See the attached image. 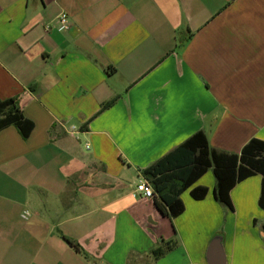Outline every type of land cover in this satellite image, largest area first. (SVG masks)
<instances>
[{"label":"crops","instance_id":"0c3cea01","mask_svg":"<svg viewBox=\"0 0 264 264\" xmlns=\"http://www.w3.org/2000/svg\"><path fill=\"white\" fill-rule=\"evenodd\" d=\"M10 98L34 129L0 109V264H208L215 236L227 264H264L261 174L230 208L209 169L175 218L137 190L199 130L229 152L264 140V0H0Z\"/></svg>","mask_w":264,"mask_h":264},{"label":"trees","instance_id":"16d2710c","mask_svg":"<svg viewBox=\"0 0 264 264\" xmlns=\"http://www.w3.org/2000/svg\"><path fill=\"white\" fill-rule=\"evenodd\" d=\"M114 101L111 100L103 107H108ZM4 108L6 118L2 125L15 124L22 135L28 138L34 129V122L24 115L14 98L0 102V109ZM209 169L213 170L216 179L214 197L230 208L233 207L232 189L244 179L261 174L263 178L259 202L264 207V140L257 137L251 138L236 153L213 147L205 131L199 130L144 168L142 174L154 188L157 207L165 215L175 218L185 209L181 197L184 191L190 189L191 196L196 200L206 197L208 186L194 184ZM262 227L264 230V220ZM69 242L80 249L75 240L69 239ZM173 245L158 247L154 253L163 255Z\"/></svg>","mask_w":264,"mask_h":264},{"label":"built area","instance_id":"2783aa9c","mask_svg":"<svg viewBox=\"0 0 264 264\" xmlns=\"http://www.w3.org/2000/svg\"><path fill=\"white\" fill-rule=\"evenodd\" d=\"M70 26H71V22H70L69 14L66 11L60 12L59 15L57 16V29L60 31L66 30V29H69ZM45 29L47 31L52 29L51 24L45 25ZM137 190L142 192L143 195L146 197L152 198L155 196L153 186L146 179H144L138 183Z\"/></svg>","mask_w":264,"mask_h":264},{"label":"water","instance_id":"95a60500","mask_svg":"<svg viewBox=\"0 0 264 264\" xmlns=\"http://www.w3.org/2000/svg\"><path fill=\"white\" fill-rule=\"evenodd\" d=\"M207 260L208 264H227L221 236H215L212 239L207 252Z\"/></svg>","mask_w":264,"mask_h":264},{"label":"rangeland","instance_id":"374dc122","mask_svg":"<svg viewBox=\"0 0 264 264\" xmlns=\"http://www.w3.org/2000/svg\"><path fill=\"white\" fill-rule=\"evenodd\" d=\"M188 193H189V191L188 190H186Z\"/></svg>","mask_w":264,"mask_h":264}]
</instances>
